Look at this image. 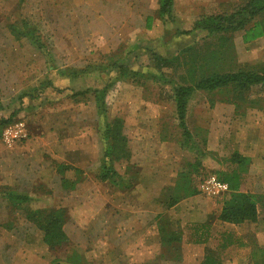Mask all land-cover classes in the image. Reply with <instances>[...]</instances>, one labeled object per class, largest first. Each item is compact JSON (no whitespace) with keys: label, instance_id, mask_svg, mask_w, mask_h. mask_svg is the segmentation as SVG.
I'll use <instances>...</instances> for the list:
<instances>
[{"label":"rangeland","instance_id":"rangeland-1","mask_svg":"<svg viewBox=\"0 0 264 264\" xmlns=\"http://www.w3.org/2000/svg\"><path fill=\"white\" fill-rule=\"evenodd\" d=\"M245 1L227 0L221 7L226 8L223 9L225 11ZM133 2L134 0H0V120L10 118V124L22 121L26 123L27 129L26 137L8 144L3 138L4 128L0 126V192L2 188L8 189L9 185L12 187L14 177L20 189L29 193L30 200L24 205H30L33 209L62 207L61 200L69 197L82 185L87 187L85 197L91 193L93 197L98 195L109 200L114 195L116 204L120 205L122 199L124 198L123 202L130 199V194L136 189L134 199L145 198L142 188L135 187L147 177L143 181L146 185L144 190L149 194L147 200H151L155 195L163 193L161 185L168 183L167 179L175 177L178 168L188 162L186 152L190 155L191 162H200L197 172L191 170L196 185H200L209 175H217V171L226 169V159L230 161L235 152H243L245 155L254 151V144L257 145V142L264 144V90L253 89L251 97L256 102L250 104L246 101L238 108L228 100L232 98L231 93L197 90L190 100L191 116H186L187 128L192 134L189 143L191 152L188 154L186 151L188 144L181 147L180 143L185 136L184 129L179 124L173 89L192 82L188 64L190 57L180 53L191 45L193 38L191 41V36L180 37L178 40L172 39L173 46H159L154 39H159L163 33L161 22H155V28L150 29L151 31L144 26L140 27L138 19L141 16L134 18L128 11ZM214 4L217 5L216 0ZM187 25L191 24H183ZM26 31L31 32L30 36L24 35ZM194 35L197 39L193 44H197L196 46L201 47L206 39L211 41L209 50L215 46V49L218 48L216 43L222 36L209 37L203 29ZM35 41L43 47L39 48ZM229 43L234 47L235 55L227 51L231 56L223 64L215 62L216 69H232L233 63L235 68H256L264 63V38L244 43L242 34L236 33ZM150 50L174 57L180 54L178 66L176 69L163 67L158 72V69L152 70L154 60L149 54ZM116 62L126 65L127 75L121 76L119 69L113 65ZM75 71H78L77 76H73ZM132 71L140 74L135 75ZM156 75L159 78L155 79ZM107 85V91L100 94L103 96L101 112L95 91L102 90ZM88 89V93L84 95L71 97L72 93ZM151 116L154 124L160 118V132L174 141V146L170 149L174 160L170 155L165 161L164 158L158 160L159 167L164 168L157 171V176L156 170L154 173L151 170L156 165L157 158H149L150 155L156 156L158 146L154 152L153 149L157 128L149 123V131L143 132L144 127L140 126L141 120ZM117 119L124 121L122 132L128 139L130 159L114 162V168L127 177H135L137 172L129 169L128 163L138 165L136 169L139 170V177L135 180V189L131 190H121L109 180L101 181L99 177L106 147L102 137L105 122L112 123ZM204 119L208 126H203ZM207 137L209 143L207 141L205 145L204 139ZM245 140H248L247 144L244 143ZM22 151L33 156L29 160L22 157L17 161L16 154ZM200 152H204L205 156L202 157ZM182 153H185L184 161L179 160ZM57 160L70 168L60 167ZM249 161L251 162L250 158ZM75 167L81 171H77ZM62 170L67 178L78 183L77 188L62 184L59 173ZM149 180L152 182L149 183ZM262 180L264 184V175ZM247 182L248 189L251 188L249 192L253 194L260 193L257 191L264 187L262 184L261 187L250 184V178ZM175 183L170 182L171 188H174ZM15 186L13 187L17 189ZM254 190L256 192H252ZM168 191L167 194L173 193ZM200 194L203 198L197 202L199 205L204 202L213 203V200L224 201L227 197L225 193L212 198ZM149 200L147 203H150ZM259 211L258 222L246 221L244 225L230 226L226 231L236 233L245 241L257 242V232L264 234V209L260 207ZM167 212L164 214L167 229L183 231L182 226L176 222L180 210ZM0 219L7 226L13 228L19 225L24 229L26 226L23 223L28 221L22 210L6 203L2 198ZM212 219L208 218L209 221ZM73 228H68L73 236L68 246L56 253L52 252V258L47 257L38 262L48 263L57 258L58 264H72L68 255L79 260L78 264L110 262L114 255L105 254L103 249H98L103 251L102 254H91L93 248L83 253L85 246H80L83 241L76 227ZM1 231L9 232L0 227ZM184 232L186 230L182 233L183 237H187ZM38 234L28 228L24 236L30 239L23 242L21 238L20 242L24 244L22 249L29 248V242H33L32 246L35 248L39 247ZM10 235L0 234L1 250L8 244L6 241L14 240L16 245V237ZM193 236L194 234L191 238ZM217 239L220 241L221 236L218 235ZM170 252L165 253L164 257L177 256L172 249ZM236 252L238 254L235 256ZM230 255L228 252V264L244 263L238 259L233 260L235 257H243L239 248ZM244 256L247 257L248 254Z\"/></svg>","mask_w":264,"mask_h":264},{"label":"crops","instance_id":"crops-1","mask_svg":"<svg viewBox=\"0 0 264 264\" xmlns=\"http://www.w3.org/2000/svg\"><path fill=\"white\" fill-rule=\"evenodd\" d=\"M214 1L215 0H175L172 11V17L170 18H168L167 16L162 17L159 14V0H134V2L132 3V8H130L128 11L134 18H138L139 16H141L140 19H138L140 21L139 26H144L148 30L155 28V22H161L163 26V33L160 34L161 36L159 39L154 37V42L159 46H163L164 44L173 46L172 39L178 40L180 37L186 38L187 36H191L189 37L191 41L193 38V41L191 42L192 45L197 39L194 34H196L200 30L196 29L197 21L203 16L222 13L226 11H223V9L226 8H222L221 6H223V4H226L227 0H216L217 5L214 4ZM144 16L145 19H143ZM187 22H189V24L191 25L183 26V24H187ZM183 31H188V33H181ZM190 100L187 111V115L189 117L191 116ZM153 120L154 118L152 116L151 118H147L143 121L141 120L140 126L144 127L142 129L143 132L149 131V123L154 124ZM160 123L161 120L160 118H158V120L154 124L157 129H155V146L153 152L156 149V146H158L157 152L155 154L157 157L153 155L149 156L151 160L153 158H157L155 159L156 165L154 167H151L152 173H154V171L156 170V176L158 175L157 171L159 169L164 168L163 166L162 168L159 167L158 160H163L164 158L165 161L170 155V149L174 146V141L169 140L160 132V129L158 128ZM203 126H208L206 119L203 120ZM6 127H4L3 130H5ZM152 131L153 129L150 132ZM25 132H27V129H25ZM207 141L209 143L208 137L204 139L205 145L207 144ZM190 142L191 138H189L188 140V150H186L188 151V154L191 152V145L189 146ZM244 143L247 144L248 140H245ZM180 145L182 148L186 147L183 146L182 143H180ZM254 146V151L246 153L245 155L242 154L243 152L241 153L243 156H249V158L251 159V162L249 161L248 164L245 166L246 169L243 171L241 176L240 191L243 192H249V189H251H248V178H250V184H253L254 186L256 184L258 185V187H261V184L262 186L264 185L262 183L264 175V144H260L259 142H257V145L254 144ZM175 151L177 153L176 149ZM182 154L183 156L181 155L179 160L184 161L185 153ZM16 155H18L17 161L20 160L22 157H25L27 158V160H29L33 156L30 154H25L24 151L19 152ZM200 155L202 157L205 156L204 152H200ZM173 156L174 155H170V158L172 160H174ZM186 156L188 162H190L191 158L190 155H187V152ZM198 157L200 158L199 154ZM52 160L54 161V159ZM60 160H57V162L61 163ZM226 161L227 168L223 169L222 172H231L232 170L237 168L236 164L234 165L227 159ZM181 170L182 168H178L175 177H173L172 179H167L168 183L161 185V191L163 193H159L158 196L155 195V198L153 197V199L151 200L148 199L150 203H147V198L149 194L144 190L146 185L145 183H143L144 179L146 180L147 177H145L143 181L140 180L139 183H137V186L135 184L131 188H142L145 198H143L142 200H135L134 196L136 195V189L134 193L130 194V199H126L123 202V198L120 205L116 204L117 199L114 195H112L109 200L100 198L98 197V195H95V197H93L91 193L88 197H85V188H87L85 185H82V187L75 190V192L72 190L73 192L69 195V197H65L64 200H61L62 208L67 209L69 215V219L64 225L65 232L67 233L66 235L69 236L70 240L73 239V236L70 235L68 228H70V226L74 228L76 227L77 233L81 236V239L83 241L80 246L82 248L83 245L85 246L83 248V253H86L87 251H90V249L93 248L91 250V254H102L103 251L100 252L99 250L103 249L105 254L109 253V255H114L113 258L110 259V262H106L107 264H202L205 255L207 254L208 247H211L212 249L216 250V253L221 258L223 264H228L229 262H227L226 260L228 258V252H230V254L232 255L233 252L239 248V251L242 254H248V256L246 257L243 255L242 258L235 257V259L233 260L238 259L239 261H241V263L244 262L245 264H249L251 262L250 258L252 250V244H250L249 241H245L244 239H242V241L246 243L245 245H239L237 243L223 250L219 249L220 241L218 239L216 240V237L218 235L221 236V232L226 231V229H228L230 226L238 227L240 225H244L243 223L233 224L229 222H224L218 218V215L220 214V211L224 205L225 199L224 201L223 199H221V201L213 200V203L209 204L207 202H204V204L200 205L197 204V202L202 201L203 198L200 193L209 198L217 197L212 195H206L204 192H202L200 183V185H196L199 191L198 194L192 196L183 195L176 204L170 207L167 206V202L171 197V193L169 191L172 192L173 190V187L171 188L170 182L174 181V183H177V181L180 179V173L182 172ZM1 172L2 170L0 169V173ZM62 177L63 176L61 175V178ZM149 181V183L152 182L151 180ZM14 185L17 186V189L13 187ZM10 188L11 186L9 185L8 189ZM262 188L263 189H259L257 192L263 193L264 187ZM8 189L2 188L0 192V198L6 201V203L10 204L11 202L6 194V191ZM12 190L16 191L20 195H25L29 197V193L25 190L20 189V186L18 185L17 180H15L14 177L12 179ZM167 191L169 192L168 194ZM252 192H256V190ZM159 196L161 199H159ZM67 206H72L73 208H69ZM164 209L166 210V213H168L167 211L170 212V210L173 209L180 210V215L176 219V222L182 226L183 231L186 230L184 234L187 237H183V231H179V240H165L167 236L166 233H168V229L164 222V214H166L164 212ZM210 217L213 218V221H210V241L208 243L192 242L191 236L193 234L191 232H195V230H193L194 226L209 222L208 218ZM25 219L28 220L26 223H23V225L26 226L25 229L23 228V226L19 225H16V227L18 228L14 226L12 228V226H7V224H5V221H2L0 219V227L6 229V231H9H1L0 234L7 233L9 235H14L17 240V246L14 245L15 241L12 240L6 241L8 242V244L4 246L3 250H1L2 247H0V264H42L41 262H38L40 259L44 260L47 257L52 258L51 254L53 253L50 251L48 245L43 240L42 230L37 226L35 222L29 220V218H27L26 216ZM171 219H169V222L173 224V222L170 221ZM28 228L33 229V231L39 233L37 235V242H39V247L35 248V246H32L33 242H29V248L22 249L24 244L20 242L21 238L23 239V242L30 239L24 236V232H27ZM257 233L258 234L256 235V237L258 241L256 243L264 247V234L261 233V231ZM78 235L76 234L75 236ZM9 243L12 245H9ZM175 245L179 246V250L176 249ZM171 249L175 252L173 254H176L177 256L174 258H165L164 254L170 252ZM237 254L238 252L235 253V256ZM67 258L70 259L69 261L72 264H78L80 262L79 260H74L72 255H68ZM50 263L51 262L48 261V263L43 264ZM95 264L105 263L97 262Z\"/></svg>","mask_w":264,"mask_h":264},{"label":"trees","instance_id":"trees-1","mask_svg":"<svg viewBox=\"0 0 264 264\" xmlns=\"http://www.w3.org/2000/svg\"><path fill=\"white\" fill-rule=\"evenodd\" d=\"M175 0H159L160 8L159 14L162 17H172V11ZM231 10V11H230ZM196 29H203L207 32L209 37L216 36L220 37V40L216 43L217 49H213L209 46L211 41L208 39L204 40L205 43L200 47L197 44L190 45L182 49L180 54H185L190 57L189 66L191 72V84H181L174 87L175 104L179 119L180 126L184 129V139L182 145L188 144L190 134L186 124V116L188 111L189 100L197 90H205L210 93L216 91H224L225 93L232 94V98L228 99L233 104L240 107L243 102H256L251 97L253 89L264 90V63L256 68H235L234 63L232 69H216L215 62L225 63L231 55H235L234 47L232 48L231 43L228 44L230 39L234 37L236 33L242 34L244 43H250L254 40L264 38V0H246L243 3H239L237 6L232 7L222 13H216L211 15L203 16L196 23ZM181 33H188L183 31ZM180 33V34H181ZM31 32L26 31L24 35L30 36ZM215 40V39H214ZM37 46L43 47L38 41H35ZM199 47V48H197ZM227 47V48H226ZM229 47V48H228ZM233 49V50H232ZM227 51L231 54H227ZM153 58V69L161 71L163 67H176L179 64L180 54L175 57L171 54L164 55L156 50H150ZM219 55V57H218ZM232 59V58H231ZM223 61V62H222ZM117 67L121 73V76L127 75V67L125 64L116 62L113 64ZM151 66V65H148ZM254 67V66H253ZM173 68V69H174ZM218 68V67H217ZM132 73L140 74L132 71ZM78 71L73 73V76H77ZM155 79L159 78L157 75ZM108 85L102 90H96L97 102L99 110H103L102 101L103 96L101 93L106 92ZM88 90L77 91L72 93L71 97L77 98L80 95L88 93ZM1 87H0V98H1ZM10 118H3L0 120V126L2 128L10 125ZM124 121L117 119L112 123L105 122L104 131L102 133L103 140L106 143L103 165L101 167L100 180L110 181L113 185L119 187L121 190L131 189L138 180L139 170L136 169L138 166L135 163H128V167L131 170H135L137 173L135 177H127L121 174L115 169L114 162L118 163L120 160L123 161L130 159V149L127 146L128 139L126 135H123ZM230 162L236 164V169L231 172L217 171V176L229 185V192H226V198L224 205L218 215L219 219L224 222L233 224H242L246 221L256 223L259 220L260 211L259 208L264 209V193L253 194L251 192L240 191V182L243 171L246 169V165L249 162V158L243 156L239 152H235L230 158ZM61 167L70 168V166L59 164ZM200 162H185L181 167L182 172L180 173V179L177 181L173 193L167 202V206H173L176 204L183 195H195L198 194V188L196 186V180L192 175L191 170L197 172L199 170ZM76 169V168H74ZM77 171H81L76 169ZM65 171L59 173L63 176L61 182L63 185L69 184L70 188H77V182L73 179H69L64 175ZM12 188V187H11ZM7 197L16 208L22 210L29 220L35 222L37 226L42 230L43 240L48 245L51 252L56 253L65 246L70 244L69 236H67L64 225L69 219L68 211L65 208H51V209H33L30 205H24L23 203L28 202L30 198L25 195H20L12 189L6 191ZM194 236L191 238L192 242L195 243H208L211 237V223L210 221L204 224L195 225ZM221 239L219 243V249L223 250L234 244L245 245L236 234L231 231H223L220 233ZM165 240H179L180 235L177 231H169L166 233ZM252 244L251 258L252 264H264V247L257 244L255 241L249 242ZM176 249L179 250V246L175 245ZM59 260L56 258L50 264H58ZM202 264H223L221 258L217 255L216 250L211 247L207 248V254L205 255Z\"/></svg>","mask_w":264,"mask_h":264},{"label":"built area","instance_id":"built-area-1","mask_svg":"<svg viewBox=\"0 0 264 264\" xmlns=\"http://www.w3.org/2000/svg\"><path fill=\"white\" fill-rule=\"evenodd\" d=\"M24 122L8 125L3 133V138L8 144H13L16 140L27 136ZM202 192L218 196L229 191V185L222 181L216 174H211L201 181Z\"/></svg>","mask_w":264,"mask_h":264}]
</instances>
